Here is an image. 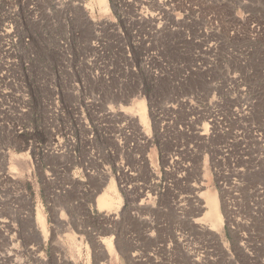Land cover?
Instances as JSON below:
<instances>
[{
	"label": "rangeland",
	"instance_id": "374dc122",
	"mask_svg": "<svg viewBox=\"0 0 264 264\" xmlns=\"http://www.w3.org/2000/svg\"><path fill=\"white\" fill-rule=\"evenodd\" d=\"M0 264H264V0H0Z\"/></svg>",
	"mask_w": 264,
	"mask_h": 264
},
{
	"label": "bare ground",
	"instance_id": "6f19581e",
	"mask_svg": "<svg viewBox=\"0 0 264 264\" xmlns=\"http://www.w3.org/2000/svg\"><path fill=\"white\" fill-rule=\"evenodd\" d=\"M98 3L104 0H96ZM130 112H137L140 116V121L144 124H147V116H146V109L143 100H140L137 105L131 106L129 109ZM120 196L115 190V186L113 183H110L105 191H103L97 197V205L100 209H113L116 206H119L120 203ZM204 202L207 206V210L203 214V219L206 221V225H208L209 229L219 228L222 225V215L220 212L219 202L216 193L209 191L206 189L204 191ZM36 219L41 225L42 233L45 234V223L44 217L39 209L36 210ZM104 245L100 246L101 254L108 252V254L113 252V246L111 243V239L106 237L102 240Z\"/></svg>",
	"mask_w": 264,
	"mask_h": 264
}]
</instances>
